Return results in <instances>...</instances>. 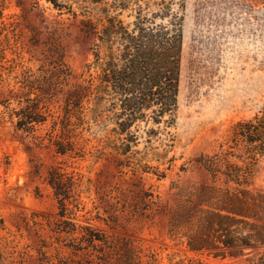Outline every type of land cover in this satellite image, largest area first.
Here are the masks:
<instances>
[{
	"label": "rangeland",
	"instance_id": "obj_1",
	"mask_svg": "<svg viewBox=\"0 0 264 264\" xmlns=\"http://www.w3.org/2000/svg\"><path fill=\"white\" fill-rule=\"evenodd\" d=\"M59 1L73 7V12L65 7L59 10L48 0H0V51L14 64L21 62L18 71L22 66L37 71L44 61L48 67L45 57L51 42L57 40L72 71L68 88H73L102 73L94 63L93 47L98 40L95 33L84 29L89 4ZM123 1L125 8L114 14L119 13L118 19L130 29L139 4L151 14L162 1H173L172 11L183 18L178 109L176 122L168 129L173 146L167 148L162 162L152 160L164 155L168 142L159 135L152 144L146 143V123L142 122L140 144L121 155L115 147L104 148L118 144L111 132L113 124L106 129L101 125L91 134L84 125L77 138L84 147L83 157L69 158L59 155L53 146L38 145L33 137L18 133L12 121L0 115V215L4 220L0 264H38L41 240L49 239L59 211L47 175L52 166L62 163L83 179L79 223L103 229L115 241H135L146 259L156 257L157 264H180L189 254L166 230L169 212L179 200L173 183L188 186L208 179L196 167V159L215 152L236 121L264 107V0ZM103 17L101 31L108 25ZM108 46L103 43L101 47L104 64L109 61ZM45 130L40 128L37 134ZM132 152L134 162L129 163L125 158ZM138 164H147V172ZM252 188L264 191V160L255 166ZM146 204L150 208L142 210ZM263 253L264 248L247 250L239 258L210 263L256 264Z\"/></svg>",
	"mask_w": 264,
	"mask_h": 264
},
{
	"label": "trees",
	"instance_id": "obj_2",
	"mask_svg": "<svg viewBox=\"0 0 264 264\" xmlns=\"http://www.w3.org/2000/svg\"><path fill=\"white\" fill-rule=\"evenodd\" d=\"M48 1L59 10L65 7L73 12V7L59 0ZM78 1L89 4L83 25L86 32L97 36L94 63L102 73L85 84L68 88L72 71L57 40L51 42L45 57L48 67L44 61L37 71L23 66L18 71L21 62L14 64L2 50L0 115L8 117L18 133L33 137L38 145L53 146L59 155L69 158L83 157L84 147L77 138L84 125L91 134L101 125L106 129L113 124L111 132L118 144L104 148L115 147L122 151L118 154L125 155L140 144L141 123L145 122L146 143L152 144L159 135L168 142L164 155L152 159L162 162L167 148L173 146L169 142L174 140L168 129L175 124L178 109L182 16L172 11L173 1H162L151 14L138 3L130 29L118 19L119 13L114 14L125 8L123 0H74ZM102 15L108 22L103 31L99 29ZM166 17L167 23L156 22ZM116 42L119 48L115 52ZM103 43L110 49L105 64L101 57ZM43 127L45 133L37 134ZM132 155L133 152L125 160L134 162ZM117 160L123 165V160ZM262 160L264 107L236 121L215 152L196 159V167L204 170L208 179L188 186L173 183L179 200L169 212L166 230L168 237L189 254L180 264H211V260L239 258L247 250L264 248V191L252 188L255 166ZM138 166L144 172L145 166L149 168L147 164ZM69 168L62 163L48 171L47 182L59 211L49 239L41 240L38 264H157L156 257L146 259L135 241H115L103 229L77 221L84 207L83 179ZM146 205L142 210L150 208V204ZM0 226H4L1 215ZM256 264H264V253Z\"/></svg>",
	"mask_w": 264,
	"mask_h": 264
}]
</instances>
